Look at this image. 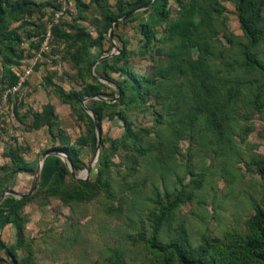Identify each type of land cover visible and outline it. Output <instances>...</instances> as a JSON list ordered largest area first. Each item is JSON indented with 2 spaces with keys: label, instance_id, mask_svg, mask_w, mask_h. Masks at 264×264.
<instances>
[{
  "label": "rangeland",
  "instance_id": "374dc122",
  "mask_svg": "<svg viewBox=\"0 0 264 264\" xmlns=\"http://www.w3.org/2000/svg\"><path fill=\"white\" fill-rule=\"evenodd\" d=\"M238 2L167 0L169 17L155 21L141 9L122 20L116 0H9L22 5L7 24L23 43L17 45L0 33V77L7 62L31 72L18 95L11 94L4 103L0 97L2 192H27L41 155L64 152L58 149L63 144H71L84 162L75 174L91 165V177L101 167L111 140L123 138L124 121L105 115L97 157L95 129L94 139L89 136L90 142L80 145L79 140L88 137L90 121L83 104L93 103L64 101L59 89L79 91L96 79L102 96L116 97L110 103L117 102L121 89L136 97L132 81L111 70L123 62L137 75L152 76L157 84L144 102L104 109L106 114L122 110L132 136L108 154V169L100 177L103 187L69 200L44 192L32 195L50 177L54 155L46 157V171L43 163L31 199L21 209L26 219L24 245L15 249L16 262L7 255L6 247L15 244L16 235L11 223L4 222L11 226V236L0 227V242L5 244L4 249L0 243V257L11 264H114L116 257L119 264H155L144 238L159 205L180 191L183 201L164 224L162 240L176 235L180 225L194 244L202 235L244 231L264 190V180L251 163L264 153V113L250 103L262 76L243 64L242 48L248 39L240 26ZM261 8L264 14V3ZM106 15L117 16L107 30ZM189 20L188 32H182ZM144 22L154 29L148 45L141 31ZM99 34L100 45H88V36L95 39ZM77 49L82 50L79 60L73 58ZM122 49L124 59L115 61ZM251 51L264 61V38ZM109 52L113 53L106 59L109 67H100L96 60ZM14 104L18 107L12 110ZM46 105L53 109L52 128L33 126V114L43 112ZM10 150L32 166L29 173L9 174ZM59 158L67 167L66 159ZM76 181L71 173L66 176V189H74ZM7 198L14 197L6 194Z\"/></svg>",
  "mask_w": 264,
  "mask_h": 264
},
{
  "label": "trees",
  "instance_id": "16d2710c",
  "mask_svg": "<svg viewBox=\"0 0 264 264\" xmlns=\"http://www.w3.org/2000/svg\"><path fill=\"white\" fill-rule=\"evenodd\" d=\"M80 2L81 0H76ZM118 9L121 15H129L132 12L141 9L142 11H148L150 17L155 21H162L169 17L170 9L167 6V0H116ZM264 0H239L237 4V13L240 22L241 29L248 39L247 44H243L242 56L243 64L248 68L255 69L261 76V84L257 86L255 93L251 98V106L254 110L264 113V101L261 99L262 89L264 88V61L259 59L256 54L252 53L251 49L255 46L262 38H264V26L260 27V23L264 25V14L262 13L261 5ZM11 5V6H10ZM22 9V5L9 3V0H0V33L4 35L7 40H12L13 43L21 45L23 40L21 36L14 30H8V18H10L13 11ZM126 9V10H125ZM115 15L105 16V29L107 30L111 23L116 20ZM189 22L187 21L183 31L189 29ZM192 23L190 24V26ZM43 29V26H40ZM53 30H57V26H53ZM141 31L145 38V43L148 45L152 39H154V29L148 23L144 22L141 24ZM102 34L95 39L88 36V45H100L102 40ZM38 46V45H37ZM82 50L77 49L73 58L79 60ZM23 54H19V59H22ZM125 57V50L122 49L120 54L115 55V61H121ZM107 59V58H106ZM106 59L99 62L101 67H109L110 64ZM13 62H7L4 64L2 69V75L0 77V97L2 93L11 88L16 84L19 74L22 72L19 69L13 68L11 65ZM14 63L18 64V61ZM112 71L119 72L121 75L125 74L129 80L132 81L131 87L137 93L136 97H128L124 95L121 89L120 96L117 102L110 103L108 101L89 98V103H93L91 108L98 120L100 125L101 120L107 115L112 118L119 116L124 121V134L121 140L112 139L109 148L103 151L101 157V167L96 169L93 176L89 177L88 180H77L76 186L72 190L66 189V176H68L69 170L60 161L59 156L53 157V166L48 169L50 171V177L43 187L38 188L36 192H44L45 195L59 196L63 200L77 199L84 195H90L93 191L104 186L100 177L103 175L105 169H108V154L113 153L117 145L132 136L131 124L127 117L124 115L122 110L111 111L105 113L104 109L114 107L117 104L124 106H130L137 102H144L148 98L156 86V79L150 75H137L134 71L129 69L125 62L118 67H112ZM100 82L96 79H92L91 82L86 83L79 91L65 92L59 89V94L64 101L80 102L85 97H91L96 95H102L100 92ZM116 85L120 87L119 82ZM7 99H10L8 94ZM18 105L14 104L12 110L17 109ZM43 112H35L33 114L35 121L33 126L39 127L41 125H47L49 128L53 126L52 120V107L45 106ZM90 117V115H89ZM88 137L80 139V145H85L93 140L91 138V131L94 129L92 118L86 124ZM210 127L212 129L213 125ZM90 132V133H89ZM90 136V140H89ZM58 149L67 153L72 161L73 168L76 170L84 167V162L77 155V151L71 144H63L58 146ZM11 152V170L9 174H17L20 172L29 173L32 170V166L24 162L23 159L14 152ZM48 158L45 159L44 168L47 166ZM255 173L264 180V153L262 156L253 159L251 161ZM43 168V170H44ZM46 171V168H45ZM2 191L0 190V194ZM183 194L178 192L175 198L161 203L158 207L157 214L153 219L151 231L149 235L144 238V244L146 249L152 254L155 260V264H264V190L262 191L258 202L253 206V212L246 218L244 222V231L226 232L223 237H212L209 235H202L200 240L194 244L188 235L186 228L179 226L176 235L161 239V230L166 222H168L175 211L182 203ZM31 199V196L24 198H7L0 203V220L3 223H11L15 230L16 242L12 246L6 247L7 255L11 256L16 262L15 249L24 245L25 234L24 224L25 217L21 213V209L26 202ZM1 243V247L5 249V244ZM119 257H116L114 264H119ZM17 264H22L17 262Z\"/></svg>",
  "mask_w": 264,
  "mask_h": 264
},
{
  "label": "water",
  "instance_id": "95a60500",
  "mask_svg": "<svg viewBox=\"0 0 264 264\" xmlns=\"http://www.w3.org/2000/svg\"><path fill=\"white\" fill-rule=\"evenodd\" d=\"M128 16L125 15L123 16L122 20L125 19L126 17ZM117 20L113 21V22H116ZM112 28V24L110 26V29ZM109 37L110 39L112 38V34L110 32L109 34ZM113 46L115 45L113 42H112ZM113 53L112 52H109L108 54H105L101 57H99L97 61H101L103 59H106L107 57L111 56ZM95 62V63H96ZM89 98H97V99H102V100H105V101H113L116 99V97L114 98H106L102 95H96V96H91V97H85L83 99V102ZM84 108L85 110L88 112V114L90 115V117L92 118V121H93V125H94V129L96 131V136H97V142H96V151H95V156L97 157V154H98V149H99V142H100V138H101V128H100V125L98 123V120L96 118V115L94 113V111L89 108L88 106L84 105ZM56 155V156H59V157H64L66 159V163H67V167L71 173V175L76 179V180H88L89 179V174H90V171H91V165H89L87 168H85L83 170V172L81 174H75V170L73 168V164H72V161H71V158L70 156L65 153V152H59V151H56V150H51V151H47V152H44L41 157H40V161L38 162L37 164V167H36V171H35V174H34V177H33V180H32V183H31V186L29 188V190L25 193H22V192H18L14 189H6L4 190L1 194H0V203L3 201L4 197L6 194H10L12 195L14 198H24V197H27L29 195H31L34 190H35V187L39 181V178H40V175H41V170H42V166H43V163L45 161V158L48 156V155ZM95 157V158H96ZM0 260L3 262V264H11L10 262L6 261L5 259H3L2 257H0Z\"/></svg>",
  "mask_w": 264,
  "mask_h": 264
},
{
  "label": "built area",
  "instance_id": "2783aa9c",
  "mask_svg": "<svg viewBox=\"0 0 264 264\" xmlns=\"http://www.w3.org/2000/svg\"><path fill=\"white\" fill-rule=\"evenodd\" d=\"M49 34V33H48ZM31 69L30 68H24L22 72L19 74L18 80L15 85H13L11 88L5 90L2 94L1 100L3 103L7 100L8 94H19V90L21 89L22 85L25 82L26 77L30 74Z\"/></svg>",
  "mask_w": 264,
  "mask_h": 264
},
{
  "label": "crops",
  "instance_id": "0c3cea01",
  "mask_svg": "<svg viewBox=\"0 0 264 264\" xmlns=\"http://www.w3.org/2000/svg\"><path fill=\"white\" fill-rule=\"evenodd\" d=\"M0 221H1V225H0V227H2V229H1L2 231H1V232L4 233V232L7 230V233H8V235H9V237H10L11 234L9 233V227H11V226H10V225H7V224H6V226H5V225L2 224V223H3L2 220H0ZM10 229H11V228H10Z\"/></svg>",
  "mask_w": 264,
  "mask_h": 264
}]
</instances>
